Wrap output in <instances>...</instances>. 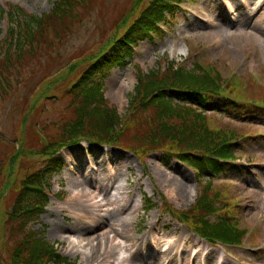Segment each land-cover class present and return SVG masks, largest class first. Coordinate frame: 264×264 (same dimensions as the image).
<instances>
[{"label": "rangeland", "instance_id": "1", "mask_svg": "<svg viewBox=\"0 0 264 264\" xmlns=\"http://www.w3.org/2000/svg\"><path fill=\"white\" fill-rule=\"evenodd\" d=\"M134 2L88 0L83 6L76 4L74 12L77 17L58 30L60 37L55 38V45L36 51L34 58L25 59L17 83L6 92L0 90V194L4 207L9 206L12 199L13 192L8 189L10 180L12 177L15 180L17 175L18 162L22 168L18 177L23 176L21 172L25 174L44 168L47 159L39 153H29L57 135L56 130L62 123L75 118L73 105L77 100L72 98L69 85L86 65L91 64L90 58L101 47L117 33H122L123 23L115 24L117 19L121 15L122 20L129 16L128 21L136 17L130 11ZM6 3L18 5L39 17L48 14L54 0H0V9H4ZM232 6L235 12L227 13ZM9 24L5 17L0 20L1 37L5 36ZM55 27L58 29L57 23ZM160 29L158 37L146 38L134 45L131 56L125 59L127 64L110 66L101 78L104 98L122 121L128 111L129 95L137 82L139 71L136 65L147 73L165 68L169 62L185 69L198 64L214 68L223 81L250 75L264 90V0L184 1L168 25ZM79 63L81 65L74 73L68 72L70 65ZM255 90L258 89L255 87ZM262 94L264 98V91ZM256 97L260 98L261 94ZM218 111L220 113L206 112L211 117L210 124L236 127L240 133L236 132L239 151L235 164L238 166L234 171L227 169L213 176L210 179L211 192L220 197L216 206L223 209L218 215L231 216L234 224L248 233L241 245H210L188 230L185 224L171 218L168 212L160 214L164 209L162 199L177 211L188 209L195 203L197 193L206 181L195 178L191 169L175 160L166 162L161 153L139 158L125 148L84 143L58 152L61 169L49 179V188L45 189L48 201L43 214L29 227L39 231L42 238L70 264H135L134 261L141 258L152 261L156 258L154 254L165 251L174 243H179L187 253L194 249L195 253L198 252V262L202 260L204 264H264V108L246 120L234 122L228 120L220 109ZM135 128L133 125L122 134L121 146L130 143ZM13 147L22 149L14 159L11 158ZM86 151L90 154L86 155ZM97 151L101 152L98 173L117 174L115 181L111 179L110 192L115 186L123 188L119 190L121 203L128 206L122 215L111 213L112 220L126 218L125 226L113 230L108 227L110 219L106 218L108 225L102 220L96 221L102 213L97 214L95 207L90 209L93 218L79 213L81 209L75 204L78 191L70 185L71 177L87 172L84 167L75 171V164L84 163L82 159L98 157ZM72 158L75 161L71 162ZM184 175L186 189L179 192L172 181L182 180ZM91 204L95 206V203ZM225 206L230 208V215ZM218 215L210 217L211 221L217 220ZM54 222L61 226L59 231L76 229L77 234H86L88 230L98 233L105 228L108 242L105 241L102 247L96 245V253L91 252L89 258H82L69 249L71 247L60 238L61 235H55ZM99 224L101 228H98ZM1 226L0 237L3 236ZM136 251L134 259L132 256ZM8 257L10 255L0 248V263L2 260L6 262Z\"/></svg>", "mask_w": 264, "mask_h": 264}, {"label": "trees", "instance_id": "2", "mask_svg": "<svg viewBox=\"0 0 264 264\" xmlns=\"http://www.w3.org/2000/svg\"><path fill=\"white\" fill-rule=\"evenodd\" d=\"M183 1L135 0L130 11L136 17L132 21L127 20L129 16L122 20V15L117 19L115 24L123 23L122 33H117L101 47L90 58L91 64L86 65L69 85L72 98L77 100L73 105L75 118L62 123L56 130L57 135L29 153L43 155L47 159L44 168L25 174L21 172L23 176L18 177L22 169L18 162L15 180L12 177L9 183L8 190L13 192L9 206L4 207L0 194L3 232L0 248L10 255L6 262L2 260L0 264H70L52 244L42 238L39 231L31 229L29 225L43 214L48 201L45 189L49 188V179L62 165L58 152L83 141L91 145L125 148L139 158L161 153L166 162L173 158L186 164L198 180L206 182L197 193L195 203L187 211L179 212L176 218L210 242L228 245L241 243L245 230L228 223L226 218H220L217 222L208 219L222 209L216 206L220 197L218 193L211 192L210 179L227 169L234 171L238 166L235 164L239 151L236 143L240 133L236 127L212 126L211 117L206 112L211 109L220 113V109L228 120L234 122L246 120L263 109L264 90L258 87L253 77L248 75L246 78L223 81L214 68L198 64L185 69L175 62H169L165 68L147 73L136 65L139 71L137 82L129 95L128 111L123 121L102 93L101 78L108 68L127 64L125 59L131 56L132 46L138 41L158 36V26L169 22ZM87 2L54 0L48 14L39 17L10 3L0 9V20L5 17L11 23L5 36L1 37L0 30L2 92L17 83L25 59L34 58L36 51L55 45V38L60 37L59 32L77 17L75 5L83 6ZM79 65L81 63L70 65L68 72L74 73ZM259 93L261 97L257 98ZM133 125L136 128L130 135V143L121 146L122 134ZM12 150L13 159L22 152L17 147Z\"/></svg>", "mask_w": 264, "mask_h": 264}, {"label": "bare ground", "instance_id": "3", "mask_svg": "<svg viewBox=\"0 0 264 264\" xmlns=\"http://www.w3.org/2000/svg\"><path fill=\"white\" fill-rule=\"evenodd\" d=\"M227 13L235 12L234 7L232 9L226 10ZM233 21L234 19H230ZM122 92H120L119 96V103L122 102ZM99 155L101 152L97 151L98 157H95L92 160H83L84 163L75 164L74 170L80 171L81 168L84 167L87 170L86 173H81L79 176L70 178V185L77 189L78 191V198L75 204L78 206L81 211L79 213L86 216V218H93L91 213V208L95 207V211L97 214L102 213V215H98L96 221L102 220L104 224H107V219H110L111 222L108 225L110 230H113L116 227H121L126 225V218L122 217V220H112L111 213H119L120 215L124 214L125 211L128 210V206L126 204H122L121 192H119V186H115L110 192L109 186L111 185V179L115 181L117 174L116 173H101L99 174L97 169L101 167V161H99ZM75 161V159H71V162ZM74 164V163H72ZM108 164V163H107ZM116 171L117 166L114 168ZM83 175V176H82ZM186 176L182 178V180L172 181L175 186V189L179 192H185L186 184L185 180ZM91 203H95L93 206ZM110 208V209H109ZM61 213V211H60ZM55 227V235H61L60 238H63L67 241L68 246L71 247L74 253L80 254L83 257L89 258V253L95 252L96 253V245H100L102 247L105 241L108 242L106 238V230L105 228L100 229L98 233H92L88 230L85 233H76V229H67L66 232L59 229H62L61 226L54 222ZM105 226V225H104ZM100 227V224L98 225ZM113 232V231H111ZM76 233V234H75ZM109 233V232H108ZM75 234V235H74ZM179 242V240H178ZM124 243V242H122ZM179 243H174L171 247L167 248L165 251H159L158 253L154 254L156 258L152 261H147L144 258H141L140 261L135 260V264H204L198 262L197 254L198 252H194V249L187 253L186 250L179 247ZM137 256V251L134 253L133 258ZM135 259V258H134ZM133 260V259H132ZM130 260V261H132ZM137 261V262H136ZM167 261V262H166ZM133 263V262H132Z\"/></svg>", "mask_w": 264, "mask_h": 264}]
</instances>
